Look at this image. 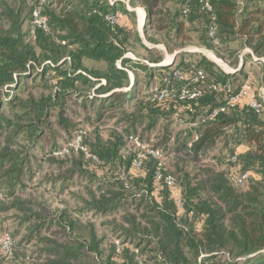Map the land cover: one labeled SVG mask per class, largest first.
<instances>
[{
  "label": "trees",
  "instance_id": "obj_1",
  "mask_svg": "<svg viewBox=\"0 0 264 264\" xmlns=\"http://www.w3.org/2000/svg\"><path fill=\"white\" fill-rule=\"evenodd\" d=\"M166 1L128 0V4L145 10V27L161 35L167 46L184 49L194 40L206 50L220 48L230 54L232 46L239 44L240 49L264 60V0H202L211 12L203 9L200 0L187 6L185 0H174L176 10L168 17L163 11ZM22 4L15 11L0 0V213L17 210L24 215L22 223H33L24 240L34 239L44 246L43 264H264V105L261 113H255L249 102L256 99L249 96L213 121L197 124L198 138L189 147L187 143L175 145V156L194 167L190 173H182L178 182L174 179L172 187L155 179L157 171L169 176L156 159L148 156L140 168H134V153L123 158L124 143L119 136L112 140L97 136L91 144L83 140L87 155L79 149L71 162L49 159L57 163L58 170L66 168L57 177L64 181L62 188L75 177L96 184V191L85 202L86 211L104 218L119 217V223L108 226L115 239L105 247L93 225L83 227L78 219L65 214L56 223L53 217L45 221L34 213L32 207L40 208L38 205L17 197L26 188L25 178H31L30 150L51 133L52 119L59 128L69 130L64 117L68 101L81 100L82 111L97 105L94 120L100 121L102 113L133 100L125 92L130 86L125 70L131 68V62L124 58L130 35L124 26L111 24L106 17L119 13L132 21L136 18L120 1L25 0ZM35 10L46 19V30L34 24ZM212 18L215 35L210 38ZM186 57L192 55L183 53L174 68L183 74L202 70L205 75L204 95L193 102L192 112L186 102L151 103L147 99L137 102L135 111L126 116L128 122L147 118L154 126L160 119L181 113L196 122L203 108L218 107L222 101V93L207 86L229 82L237 91L244 82L238 79L243 68L230 74L205 57L194 61H186ZM86 61L102 63L104 69L88 68ZM168 71L170 67L160 71L159 81ZM30 73L38 75L40 82L28 87ZM33 88L50 93L35 96ZM228 128L233 134L224 139L226 153L216 159L217 165L227 169L202 164L200 154ZM21 141L27 147L19 145ZM59 151L54 148L51 154ZM235 151L236 165L231 163ZM242 173L247 178L239 187L235 181ZM3 223L0 218V236L6 234ZM57 226L62 234L50 233ZM12 253L8 256L0 251V264Z\"/></svg>",
  "mask_w": 264,
  "mask_h": 264
},
{
  "label": "rangeland",
  "instance_id": "obj_2",
  "mask_svg": "<svg viewBox=\"0 0 264 264\" xmlns=\"http://www.w3.org/2000/svg\"><path fill=\"white\" fill-rule=\"evenodd\" d=\"M24 1L3 0L15 11L24 6L22 4ZM42 1L40 0V2ZM109 1L112 3L120 1L129 6L128 0ZM130 8L138 16L132 21L120 15L119 23L128 30L130 35L127 43V53L124 57L131 62V65H129L131 68L127 69L130 86L125 89V92L131 93V99L133 100L126 102L121 108L112 112L102 113L100 121L94 120L96 118L95 109L97 105H95L94 109L89 108L88 111H82L79 107L81 100L68 101L64 117L69 121V130L59 128L55 124V119H52L51 133L41 138L37 142V146L30 150L29 175L31 178L30 180H28V177L25 178L26 188L17 193L19 199L38 205L40 208L32 207L35 210L34 213H40L45 221H49L53 217V223H56V221L60 220L59 217L65 214L64 217L78 219L83 227L88 224L93 225L96 235L103 239V247L108 241L115 239L114 236H111L108 226L115 221V223H119V217L104 218L94 212L86 211L85 202L89 201V193L96 191V184H91L86 179L75 177L66 184V188H62L64 181H57V177L62 176L66 168L58 170L57 163H51L49 159L55 158L59 161L71 162L77 159V151L74 150V147L77 144L82 147L83 140L87 144H91L97 136L102 140H112L114 136H119L124 143L120 152L123 158L140 151L145 146L157 149L161 151L163 156L160 161L162 165L160 169L178 182L182 173H190L194 167L193 164L185 163L182 156H175L173 152L175 145L178 143H187L189 147L198 138V133L195 131L198 126L192 125L195 123L192 122V118L181 113L177 117L172 116L167 120L160 119L154 126L149 125L147 118L135 124L126 120V116L135 111L137 102L147 101L149 93L160 86L159 75L162 69L158 66L150 65H157L174 57L175 61L171 60L173 64L170 69H172L181 61L182 54L187 53L188 55L191 54L192 57H186V61H189V59L194 61L199 56H202L225 73L231 71L236 73L243 68V72L238 79L239 82L248 81L250 86L248 99L252 97L257 100L258 93L264 86V62L258 60L255 56V60L250 62L249 53H243L242 55V49H240L239 44L232 46V53H230L232 55L228 52H223L220 48L206 50L198 46L193 39L194 43L187 45L184 49L173 48L166 45L161 35H156L154 30L145 27V14L138 7ZM175 10L174 0H167L163 7L166 17L170 13L173 14ZM191 36L195 37L194 34ZM201 49L211 51L213 57L222 62L226 68L214 61L209 56V53L202 52ZM158 58L161 59L159 63H152L154 59ZM85 64L88 68L104 69V64L102 63L86 61ZM143 68H146V70ZM34 81L37 84L40 82V78L38 75L30 73L27 81L28 87H31ZM31 92L35 96L50 93L43 88L36 90L33 88ZM85 92L93 95L92 90H86ZM262 113L264 115V109ZM88 119H92L94 123L90 124L87 121ZM72 129L78 132L72 133ZM232 134L231 128L226 129L222 138L217 140L204 154H200L201 163L217 170L225 171L227 168L223 165H217L216 159L226 153L224 139L229 138ZM135 139L140 146L136 145ZM19 145L27 147L28 144L21 141ZM57 147L65 151L62 152L61 156L51 154L52 150ZM82 148L84 151L86 150V148ZM85 154L87 155V152ZM133 173L136 175V172ZM8 203H10V200ZM23 217V213L17 210H8L6 213H0V218L5 221L1 229H4L6 235L10 238L13 251L4 264H43L45 248L34 239L28 242L24 240L28 236L33 223H22ZM61 232L62 229L59 226L50 229V233ZM0 251H2L1 241Z\"/></svg>",
  "mask_w": 264,
  "mask_h": 264
},
{
  "label": "built area",
  "instance_id": "obj_3",
  "mask_svg": "<svg viewBox=\"0 0 264 264\" xmlns=\"http://www.w3.org/2000/svg\"><path fill=\"white\" fill-rule=\"evenodd\" d=\"M194 0H185L186 6L191 3ZM202 3L203 9H205L208 12H211V7L208 5L206 1H199ZM128 11H134L127 5ZM188 12L187 7L184 9L183 13L186 14ZM120 14H110L106 17V20L111 24H117L119 23ZM33 22L37 26H42L45 30L46 27V19L42 18L40 16V13L38 10H35L33 12ZM214 18H212V24L209 27L208 35L210 38H213L215 35V25L213 23ZM202 52L211 53V51H206L201 49ZM255 60V58L253 57ZM264 62V60H261ZM172 61H164L162 63H159L157 65H150V66H158L162 70L164 68H169L172 66ZM119 69H121L120 64L117 65ZM161 70V71H162ZM127 73L128 71L125 70ZM233 72V71H231ZM132 83V82H131ZM204 84H205V75L202 70H198L193 74H183L180 70L172 68L170 71L165 72L162 75V78L160 80V86L158 88H155L152 90L148 95V100L151 103H163L165 101H179V102H186L188 104V110L189 112H192V109L190 108L193 102L197 101L198 99L202 98L204 95ZM209 90L213 92L220 91L222 93V101L220 102V106L215 108H203L202 114L197 117V120L192 125L195 126L197 124H204L210 121H213L220 113H224L227 109L235 108L239 105H241L245 99H247L249 92H250V86L248 81H245L242 83L241 87L234 91L231 84L229 82L224 83L223 85H215L211 84L207 86ZM258 99L259 101H250L249 106L255 111V113L259 114L262 112V108L264 105V86L260 89L258 93ZM178 114H174V117H177ZM134 142L137 146H140L137 140L135 139ZM140 148V147H139ZM84 150L82 147H79L77 144L74 147V150ZM64 150L61 149V151L55 153L54 155L61 156L62 152ZM65 152V151H64ZM135 154V158L132 161V166L134 168H140L142 166L143 160H145L148 156L156 159L159 162V166H162L160 161L162 159V153L161 151L151 148L149 146L142 147V149ZM237 151L233 153V156L231 158V163L235 164L237 163ZM238 169V167H236ZM247 178L246 173L239 174V176L236 178L235 183L237 186L242 187L244 181ZM155 179L157 181H163L164 184L168 187H172L174 185V179L171 176L163 177L161 171H157L155 174ZM1 241V250L6 254H11V241L10 238L5 234L3 236H0ZM137 264H142L141 261H138Z\"/></svg>",
  "mask_w": 264,
  "mask_h": 264
},
{
  "label": "crops",
  "instance_id": "obj_4",
  "mask_svg": "<svg viewBox=\"0 0 264 264\" xmlns=\"http://www.w3.org/2000/svg\"><path fill=\"white\" fill-rule=\"evenodd\" d=\"M138 9L140 10V11H142L144 14H145V10L143 9V8H141V7H138ZM135 12V11H134ZM136 13V12H135ZM136 16H138V14L136 13ZM242 55H243V53H249L250 55H251V58L249 59L250 60V62H251V60H254L253 59V57H254V55L248 50V49H243L242 51ZM255 58V57H254ZM173 62L175 61V59H173V58H170ZM242 69V68H241Z\"/></svg>",
  "mask_w": 264,
  "mask_h": 264
},
{
  "label": "bare ground",
  "instance_id": "obj_5",
  "mask_svg": "<svg viewBox=\"0 0 264 264\" xmlns=\"http://www.w3.org/2000/svg\"><path fill=\"white\" fill-rule=\"evenodd\" d=\"M209 56H210L212 59H214V61H216L218 64H221V66H223L224 68H226V66L223 65L222 62H220L219 60H216V59L213 57V55H211L210 53H209Z\"/></svg>",
  "mask_w": 264,
  "mask_h": 264
},
{
  "label": "water",
  "instance_id": "obj_6",
  "mask_svg": "<svg viewBox=\"0 0 264 264\" xmlns=\"http://www.w3.org/2000/svg\"><path fill=\"white\" fill-rule=\"evenodd\" d=\"M146 19V14H145V16H144V20ZM173 59H174V57H173ZM235 72V71H234ZM234 72H227V73H234Z\"/></svg>",
  "mask_w": 264,
  "mask_h": 264
}]
</instances>
